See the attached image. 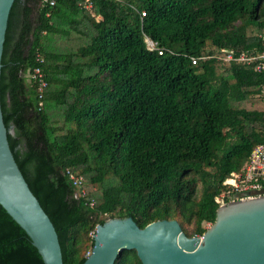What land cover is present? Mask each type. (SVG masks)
Segmentation results:
<instances>
[{"label": "trees", "instance_id": "obj_1", "mask_svg": "<svg viewBox=\"0 0 264 264\" xmlns=\"http://www.w3.org/2000/svg\"><path fill=\"white\" fill-rule=\"evenodd\" d=\"M49 1L35 26L22 0L12 6L0 104L63 264H82L94 227L129 214L141 228L176 219L188 237L202 236L224 180L264 144V74L215 58L263 50L264 0H90V10L85 0ZM37 50L48 84L41 111L30 79ZM67 170L82 177L83 196ZM0 264H43L1 205ZM114 264L142 262L130 250Z\"/></svg>", "mask_w": 264, "mask_h": 264}, {"label": "water", "instance_id": "obj_2", "mask_svg": "<svg viewBox=\"0 0 264 264\" xmlns=\"http://www.w3.org/2000/svg\"><path fill=\"white\" fill-rule=\"evenodd\" d=\"M14 2L0 0V79ZM0 205L25 231L43 264H63L54 225L10 150L1 104ZM91 239L82 264H114L120 254L130 250H135L142 264H264V196L222 205L202 236L188 237L176 219H159L141 228L129 214L99 223Z\"/></svg>", "mask_w": 264, "mask_h": 264}, {"label": "built area", "instance_id": "obj_3", "mask_svg": "<svg viewBox=\"0 0 264 264\" xmlns=\"http://www.w3.org/2000/svg\"><path fill=\"white\" fill-rule=\"evenodd\" d=\"M55 0H50L48 2L49 7H54ZM84 10H90V0H85L82 6ZM145 13L140 12V18H144ZM264 40V38H263ZM147 46L150 50L156 49L158 53L163 52L162 48L156 46L155 43L146 38ZM216 60L228 63V62H238L243 63L247 66H251L252 70L257 73L264 74V48L262 51L257 53H240L239 55H234L232 52H227L222 50L221 55L215 57ZM35 66L30 74V79L32 86L34 84L37 93V103L36 111H41L43 108V97L45 89L48 84L45 80L44 73L41 66L44 64V56L38 50L33 55ZM207 59V58H204ZM198 58H191V63L196 64ZM258 96L262 100V105L264 106V84L260 88ZM72 186L77 190V193L84 195L83 189V179L82 177L72 173L67 170L65 172ZM223 186L225 190L216 197L215 202L219 207L226 205L233 201L243 200L247 198H252L255 196H264V144L257 145L247 161L242 170L239 173H234L230 177L224 180ZM88 206H92V200H89ZM92 237V235H91Z\"/></svg>", "mask_w": 264, "mask_h": 264}, {"label": "crops", "instance_id": "obj_4", "mask_svg": "<svg viewBox=\"0 0 264 264\" xmlns=\"http://www.w3.org/2000/svg\"><path fill=\"white\" fill-rule=\"evenodd\" d=\"M38 2V3H37ZM22 3H24V5L26 6V7H28V8H30L31 9V15H30V17H29V20L33 23V25L35 26L37 23V19H38V16H37V11L40 9V8H38L37 10H35V7L37 6V5H39V3H40V7H42V5L44 4V3H46V0H28V1H25V0H22ZM33 9L35 10V13H36V16H35V19H33V21L31 20V17H32V13H33ZM26 51H28L27 49H26Z\"/></svg>", "mask_w": 264, "mask_h": 264}, {"label": "rangeland", "instance_id": "obj_5", "mask_svg": "<svg viewBox=\"0 0 264 264\" xmlns=\"http://www.w3.org/2000/svg\"><path fill=\"white\" fill-rule=\"evenodd\" d=\"M38 3V2H37ZM38 8H41L40 7V3H39V5H37L36 7H35V10H37ZM35 10L33 9V13H32V17H31V20L33 21V19H35V16H36V13H35ZM50 43L51 44H53L54 42L53 41H50ZM63 43V42H62ZM25 84H26V86L27 87H29V81H28V77L27 76H25ZM107 220V219H106ZM204 227L206 228V229H208L209 227H211V225L210 224H204ZM190 229V228H189ZM94 232V231H93ZM93 232H91V234H89L90 236L91 235H93ZM88 254H87V252L85 253V256H87Z\"/></svg>", "mask_w": 264, "mask_h": 264}, {"label": "bare ground", "instance_id": "obj_6", "mask_svg": "<svg viewBox=\"0 0 264 264\" xmlns=\"http://www.w3.org/2000/svg\"><path fill=\"white\" fill-rule=\"evenodd\" d=\"M151 41V40H150Z\"/></svg>", "mask_w": 264, "mask_h": 264}]
</instances>
